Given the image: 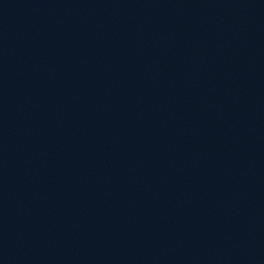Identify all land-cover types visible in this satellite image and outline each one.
I'll list each match as a JSON object with an SVG mask.
<instances>
[{"label": "water", "instance_id": "water-1", "mask_svg": "<svg viewBox=\"0 0 264 264\" xmlns=\"http://www.w3.org/2000/svg\"><path fill=\"white\" fill-rule=\"evenodd\" d=\"M0 264H264V0H0Z\"/></svg>", "mask_w": 264, "mask_h": 264}]
</instances>
